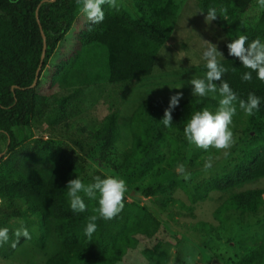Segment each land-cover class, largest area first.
<instances>
[{
    "label": "trees",
    "instance_id": "trees-1",
    "mask_svg": "<svg viewBox=\"0 0 264 264\" xmlns=\"http://www.w3.org/2000/svg\"><path fill=\"white\" fill-rule=\"evenodd\" d=\"M130 1L135 5V17L117 2L115 6L102 5L104 20L99 24L89 21L77 33L73 53L54 62L47 74L48 87L66 91L55 96L38 92L44 81L41 75L78 19V0H0V154L4 152L0 157V227H7L9 222H16L17 227L23 223L30 236L17 241V227L9 228V241L0 245V255L5 258L28 242L37 252L46 254L43 264H120L142 241L154 240L144 250L147 260L161 245L160 219L149 207L136 205L138 200L127 194L128 189L122 211L111 220H98L96 231L90 239L86 238L83 229L88 217L95 214L96 200L85 196L86 210L74 213L66 196V183L78 177L87 184L94 176L109 175L102 168L112 169V176L128 173L152 146L153 126L159 130L152 160L162 164L168 173L181 160L177 150L170 151L168 160H163L169 133L183 134L185 123L195 111H215L218 101L207 96H189L172 109L169 127L161 121L168 101H141L128 120L131 144L122 152L120 161L115 154L120 139L115 107L97 123L80 119L83 126L79 124L75 129L87 141L56 137L44 130L40 117L52 109L58 110L66 121L78 115L82 86H123L120 96L124 99L140 78L153 73L156 57L172 34L178 6L176 0ZM255 1L196 0L197 8L205 15L210 8L217 10L212 23L225 38L221 46L223 59L219 58L226 69L221 81H226L239 98L246 99L249 93L261 98L259 109L249 116L257 134L235 149L215 173L198 179L190 175L187 181L177 175L166 184L147 185L140 191L144 197L166 195L168 199L159 201L162 205L178 203L189 211L197 202L216 199L219 205L213 217L218 223L228 210L253 213L264 205V184L252 186L264 182V82L254 72L251 80L243 81L241 76L249 69L237 58L228 56L226 48L240 34L248 36L246 46L254 39L264 40V11L260 7L253 10ZM38 22L46 48L38 79L31 87L42 52ZM200 71L206 72L205 63L200 65ZM221 81L215 83L219 85ZM67 126L64 123V128ZM35 132L39 137L33 146H26ZM243 133L247 130L243 129ZM195 162L190 165L196 166ZM165 171H158L157 176ZM177 190L185 195L190 207L170 197ZM214 193L226 197L214 199L210 197ZM128 197L134 201L128 202ZM192 229L208 236L214 226L198 222ZM13 243L15 247L11 246ZM48 247L52 249L49 251ZM234 264H264V238L254 247H247Z\"/></svg>",
    "mask_w": 264,
    "mask_h": 264
},
{
    "label": "rangeland",
    "instance_id": "rangeland-1",
    "mask_svg": "<svg viewBox=\"0 0 264 264\" xmlns=\"http://www.w3.org/2000/svg\"><path fill=\"white\" fill-rule=\"evenodd\" d=\"M116 2L125 11L132 16L134 15L133 17L136 16L135 5L132 1L116 0ZM176 3L178 8L176 19L172 24V34L168 42L160 49L151 75L140 78L124 99L120 96L123 86L108 84L82 86L78 96V108H76L79 111L76 112L78 115L66 121L58 110L52 109L40 116L44 130H49L56 137L81 139L75 129L79 124L83 126L80 119L97 123L103 119L111 107H115L118 111L120 125V139L115 145V154L120 161L122 152L131 144L128 120L141 101L150 98L169 101L170 96L180 93V104L192 96L189 81L204 76L200 71V65L205 63L202 59V53L208 47L206 42L216 45L217 50L221 52L225 38L212 21L205 23L206 15L199 11L196 0H176ZM257 9H259V5L255 1L253 10ZM155 10L153 8V11ZM88 22L87 17L80 13L71 30L54 52L49 63L50 67L48 66V69L41 75L44 81L38 91L39 93L55 96L66 93L65 90H59L58 87L50 89L47 74L56 60L67 58L73 53L76 48V35ZM79 85L81 87L82 82ZM207 97L217 101L219 99L218 95L211 93ZM64 123L68 125L66 128H64ZM230 128L233 132L234 142L227 149L209 147L205 150L197 148L189 145L183 134L169 133L167 141L169 146L164 152L163 160L164 162L168 160L170 151L177 150L179 157H181L177 165L182 164L185 172L189 173L191 178L198 179L215 173L219 170L218 165L223 164L227 159L229 160V156L235 149L245 143L249 137L257 134V131L249 123V116L244 114L238 106ZM243 129L247 130L246 134L243 133ZM158 130L156 126H153L152 146L147 155L142 156L139 163L128 173L116 174V177H122L125 180L128 189L127 194L138 200L136 205L149 207L158 216L163 226V234L159 237L162 242L151 260H147L144 250L150 248L154 240L150 242L145 240L136 250L129 251L120 264H234L247 247H254L264 238V205L253 213L228 210L222 214V222L218 223L213 217V212L219 205L215 197L224 199L225 195L221 197L218 193L211 194L209 196L214 198L216 203L211 198L197 202L192 211L182 208L181 204L178 203L162 205L159 201L160 199H168L166 195H156L154 198L151 196L144 197L140 191L147 185L166 184L172 177L181 175L176 172L177 165L166 173L162 164L152 160ZM39 135L38 132H35L34 137L27 142L26 146H33ZM83 140L87 141L84 136L81 141ZM98 151L99 149L96 147L95 152ZM191 161H196L197 165L192 167ZM94 165L92 164V167H95ZM205 165L210 166L205 167ZM102 170L111 175L112 169L106 171L102 168ZM158 171L165 172L157 176ZM263 184L264 182H261L252 186L262 187ZM170 197L185 202V205L189 207L191 206L185 199V195L179 190L172 193ZM127 200L128 202L134 201L130 197ZM198 222L212 224L214 231L208 236L193 231V225ZM5 225L10 229L18 226L16 222H9ZM51 249L52 247H48L49 251ZM45 258L46 254L37 252L28 242H25L10 258L0 255V264H43Z\"/></svg>",
    "mask_w": 264,
    "mask_h": 264
},
{
    "label": "clouds",
    "instance_id": "clouds-1",
    "mask_svg": "<svg viewBox=\"0 0 264 264\" xmlns=\"http://www.w3.org/2000/svg\"><path fill=\"white\" fill-rule=\"evenodd\" d=\"M116 0H78L79 11L87 17L92 24H99L104 20V10L102 5L111 4L115 6ZM260 9L264 11V0H257ZM217 18V10L210 8L206 12L205 23H210ZM248 36L240 34L237 38L230 40L226 44L228 56L237 58L242 66L249 69L245 71L241 79L249 81L253 78V72L258 80L264 82V40L260 38L252 40L250 43ZM208 47L202 53L205 61L206 72L203 77L191 79V95L205 97L208 94L219 96L218 106L215 111L204 108L195 111L187 120L183 127V136L189 145L207 150L227 149L233 144V132L230 128L232 119L237 113V106L247 116H252L259 109L261 98L254 93H249L246 99L239 98L237 93L226 81H221V77L226 71L219 62L223 59V54L217 50L216 45L206 42ZM221 81L219 85L215 83ZM181 94L176 93L170 96L168 106L164 110L162 124L165 127L172 125L171 111L178 106ZM210 165H205L209 167ZM176 172L182 175L184 180L190 179V174L185 172L182 164L177 165ZM66 196L69 207L74 213H81L86 210L84 197L96 200V207L93 215L87 219L83 229L84 236L91 238L97 229L98 220H111L124 207L123 198L127 191L126 182L122 178L112 175L103 177L94 176L92 182L84 183L80 178L75 177L67 181ZM83 194V195H82ZM14 235L19 240L20 237L30 238L29 231L23 223L14 231ZM9 241V228L0 227V245ZM15 247V243L11 245Z\"/></svg>",
    "mask_w": 264,
    "mask_h": 264
},
{
    "label": "water",
    "instance_id": "water-1",
    "mask_svg": "<svg viewBox=\"0 0 264 264\" xmlns=\"http://www.w3.org/2000/svg\"><path fill=\"white\" fill-rule=\"evenodd\" d=\"M36 19L38 20L37 14H36ZM38 25H39V29H40V35H41V38H42V52H41V57H40V63H39V66H38V68H37V70H36L35 79H34V82H33V84H32L31 87H33V86L35 85V83H36V81H37V79H38L39 71H40V68H41V63H42V60H43V58H44L45 48H46L45 36H44V33H43V31H42V29H41V27H40L39 22H38ZM8 142H9V140H8ZM3 154H4V152L0 154V157H1Z\"/></svg>",
    "mask_w": 264,
    "mask_h": 264
}]
</instances>
